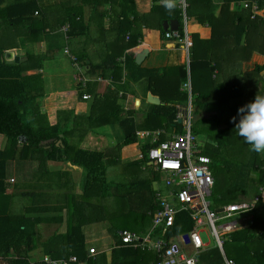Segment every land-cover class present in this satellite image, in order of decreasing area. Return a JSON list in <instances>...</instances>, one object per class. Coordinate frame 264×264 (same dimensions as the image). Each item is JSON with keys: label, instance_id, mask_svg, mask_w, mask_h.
<instances>
[{"label": "crops", "instance_id": "crops-1", "mask_svg": "<svg viewBox=\"0 0 264 264\" xmlns=\"http://www.w3.org/2000/svg\"><path fill=\"white\" fill-rule=\"evenodd\" d=\"M14 1L7 0L3 6L7 7ZM189 1L193 9H200V3L196 0ZM174 2L176 0H173ZM163 3L157 0H35L30 4L36 7L32 9L34 24L11 27L15 34V44L9 45L12 48L8 49L7 53L12 52L14 57L20 59L19 62L24 61L28 53L34 67L27 71V75L29 77L39 75L41 79L28 89L29 95L40 94L42 109L53 112L52 116L58 113L66 115L64 124L71 128L68 139L74 149L103 151L107 163H111L107 164L106 171L108 186L96 185L91 197L85 194L88 180L85 170L70 161H47L44 167L35 162L36 169L43 168V170L37 181L33 180L29 183L35 189L29 192L35 204L34 206L31 204L28 209L33 211L35 207L40 206H50L53 209L43 214L46 217H53V222L40 227V234L44 230L49 231L45 236L40 235L41 240H46L55 233H67L75 209L83 223L87 251L95 248L98 253L93 264H156L154 255L148 254L141 258L122 257L119 256L120 249L129 247H114L117 242L120 243L119 231H134L141 234L150 231L153 224L151 215L154 212L151 214L149 205L154 199L155 188L152 187L150 190L149 187L148 193L135 191V195L119 192L126 185L134 188L138 183L146 184V180L113 181L108 174L115 170L114 166L124 167L125 164L127 171L134 166H144L142 171L151 169L152 173L155 172V166L150 161L145 163L142 161L141 146L146 144L142 138L138 137V141L130 145H135L139 150L133 160L124 152L121 146L125 139L124 129L131 124L122 126L120 121L116 124L87 127V119L92 113L95 97L104 99L107 95H111V98L119 95L118 98L124 104L125 111L131 114L120 118L134 120L136 135L138 131L164 129L166 133L162 139H166L174 132L181 133L177 130V126L170 129L153 128L151 124L148 127L146 120L152 111L159 112L160 108L156 106L163 104V94L168 93L170 89H176L178 80L177 78L176 81L170 80V77L175 79L184 66L189 68L188 80L180 82V91H186L185 83L191 82L192 110L194 109L195 112L199 110L203 115H237L238 109L252 102L256 95L264 96V70L255 69L264 65V54L255 50L249 59L243 60L242 55L234 53L235 48H231L229 41L233 39L232 37L228 38L219 33L220 36L210 42L213 37L211 25L202 24L192 16L188 30L195 46L191 49L190 55H187L175 40L162 39L158 12L152 8ZM223 4L224 0H213L216 13H219ZM237 4L239 5V3L234 5L235 10H238ZM71 11L83 18V23L74 31L76 36H70L63 30L69 24L68 15ZM262 14L264 15V9ZM130 40L135 43L132 47H126ZM66 48L81 56L92 67L89 73L92 82L84 90L91 94V102L82 100L79 92L77 97L71 61L67 56L60 54V51L64 53ZM145 51L149 52L148 56L142 64H138V55ZM115 56H117L116 61L112 64L111 60ZM190 65L194 66L192 72L195 73L196 82L200 81L201 86L198 87L207 88L200 102H197V98H200L199 92L194 93V84L192 85L194 76L191 75ZM157 82H159L158 91L154 92ZM150 94L159 98L161 103L149 102ZM119 130H123L124 133L120 144L115 143V136ZM79 141L81 144L77 145ZM205 147L202 146V150ZM120 148H122L120 154L116 155V150ZM262 161H264V152L257 153L256 171L260 170L257 164ZM109 166L112 170L108 172ZM256 175L257 172L252 175L249 187L236 190L234 197L237 199L235 198L234 202L260 196L263 202L261 205L264 206V184L261 183L260 176L257 178ZM34 178L36 179V176ZM115 184L123 186L117 188ZM12 191L13 188L10 192ZM126 198L129 199V204ZM18 199L19 197L14 202L17 205ZM84 200L87 201L88 206L85 205ZM21 206L18 210L13 207L15 213L25 209L23 202ZM60 208L61 213L55 211ZM60 214L63 216L62 222H58L55 218ZM247 218L249 214L241 218L242 227L246 225ZM133 226H137L138 229L129 228ZM44 255L46 254L43 247L39 246L32 252L31 261H41ZM1 261L8 262L0 259ZM91 262L85 260L78 264H91Z\"/></svg>", "mask_w": 264, "mask_h": 264}, {"label": "trees", "instance_id": "trees-1", "mask_svg": "<svg viewBox=\"0 0 264 264\" xmlns=\"http://www.w3.org/2000/svg\"><path fill=\"white\" fill-rule=\"evenodd\" d=\"M6 1L0 0V31L6 26L21 27L30 23L34 24L32 23V21H35V18L32 17L34 15L32 9L36 7H32L30 4L35 0H15L9 3L7 7H4L3 5ZM157 1L164 2V0ZM196 1L200 3V9L195 10L192 7V3L188 0V16H195L198 22L211 25L213 37L210 42L217 39L220 36L219 33H222L228 38H233L229 41L231 48H235L233 52L240 53L243 60L249 59L255 50L264 54V17L254 16L250 8L242 10L234 9L235 3L244 1L257 3L261 9H264V0H224L219 13L215 12L213 0ZM174 4L175 7L172 10H167L164 7V3L159 6L154 5L152 8L158 12V22L163 40H167L166 33L170 31L164 29L165 21L179 20L181 24L180 32L182 35L184 34L182 12L179 5L176 2ZM82 19V16L76 12L71 11L69 13L68 22L70 28L68 35L76 36L74 31L78 25L83 23ZM226 42L228 43V41ZM134 43L135 41L130 40L126 47H132ZM10 48L12 47L0 46V137L4 136L6 138L3 145L4 148H0V259L8 261L9 264H44L42 261H31L32 252L38 249L39 246H42L44 253L52 255L54 258L77 256L78 262L89 260L93 264L97 256L89 257L88 255L83 223L75 209H73L67 233H55L42 241L38 227L42 224L53 222V217L43 215L51 212L53 209L50 206H40L35 207L36 209L31 211L28 207L31 204L34 206L35 203L31 201V204L27 205L22 199L30 197L29 191H20L14 187L15 189L10 192L13 188L12 184H16L17 182H15L14 178H11L9 181L7 180V159L16 160V158H28L29 156L36 159L40 163L38 165L41 167H44L47 161H70L72 164L83 168L88 179L85 194L90 197L96 185L108 186L106 154L103 151L83 148L74 149L70 145L68 133L71 128L66 126L63 120H57L58 117L56 120H49L48 116H52L53 112L42 109L41 101L39 100L40 94L30 96L28 93V88L23 79L28 76L27 71L34 67V64L31 62V56L26 53L27 56L24 61L10 63L6 59V53ZM76 56L79 61L86 62L81 56ZM116 57L111 60L112 64L115 63ZM86 63L90 67V73L92 67L88 62ZM36 67L39 68V66ZM193 67L191 66V75L193 74L194 76L192 85L194 84V93L199 92L200 94V98H197V102H200L201 96H203L207 88L198 87L201 85H199L200 81L196 82L195 80L197 78L195 77V73L192 72ZM255 69L256 71H262L264 70V65L257 66ZM187 77L188 71L185 66L175 79H173L174 77H170V80L174 81L177 78L179 84H177L176 89H170L168 93L163 94V104L156 106V108H160L159 112L152 111L148 115L149 117H147L148 127L150 124L153 128L161 127L166 129L177 126L176 128L179 132L183 131L179 120L176 122L179 112L176 105L181 104L185 106L187 104L188 93L180 91V82L186 80ZM158 86L159 82L155 84L154 92L158 91ZM118 97L111 98V95L105 96L104 99L95 97L91 108L92 113L87 119V127L93 128V126L116 124L120 123V121L122 126L131 124V126L124 129L125 139L121 144L123 147L136 143L138 136L136 135L134 120L129 118L121 120L120 116L131 114L125 111L124 104ZM129 112L134 113V111ZM54 116L60 115L58 113V115ZM236 116L232 115L228 119L229 132L227 133L228 136H225L227 141L225 139L222 141L223 137L221 135L223 132L215 129L213 130V139H217L219 145L214 146L212 143H207L206 147L202 150V154L210 156L213 160L212 168L216 183L212 197V206L218 211L220 207L235 201L234 195L237 189L249 187L254 171L257 172L261 183L264 184V161L257 164L260 166L258 167L260 170L256 171L255 168L257 152L250 150L251 157L249 161L243 159L236 160L239 158L227 156L229 147L232 148L231 154H233L234 146H237V142L232 139L231 130V128L234 130L235 127L232 118ZM21 137H26L27 141L23 142L20 139ZM6 148L9 149L7 152ZM150 148V143L141 146L143 153L142 161L144 163L149 161L148 152ZM214 165L221 167V170L214 169ZM12 179L14 180L12 181ZM115 185L117 188L123 186L122 184ZM17 197H19L18 200L23 202V208L25 207V209L15 213L13 206ZM153 198L149 205L151 214L157 209L155 196ZM84 203L88 206L87 201L84 200ZM261 203H263L262 199H260L254 211L249 213V218H247V223L244 227L228 235L230 242L248 245V249L255 259V262L253 261L254 264H264V206ZM55 211L61 213L62 209H56ZM34 213L38 214L35 215ZM55 218L58 222L63 221L61 214ZM151 218L153 219V215H151ZM194 226L195 222L191 219L189 213L182 211L177 214L174 226L166 230V236L172 237L192 231ZM148 254L154 255L155 260H157V256L152 252L132 248L120 249L119 256L141 258ZM234 260L236 261V259ZM78 262L74 264H78ZM200 264H225V262L217 249L213 256L209 252L202 253Z\"/></svg>", "mask_w": 264, "mask_h": 264}, {"label": "built area", "instance_id": "built-area-1", "mask_svg": "<svg viewBox=\"0 0 264 264\" xmlns=\"http://www.w3.org/2000/svg\"><path fill=\"white\" fill-rule=\"evenodd\" d=\"M182 12L184 34L178 31H168L167 40H175L180 48L190 55L194 41L188 30L189 16L188 0H176ZM243 9H251L254 16H263V9L257 3L240 2ZM70 24L64 27L68 33ZM69 57L73 70L72 74L75 90L82 100H90L91 94L84 92L92 82L89 75L90 67L79 61L78 57L69 49H64ZM184 89L189 93L187 105H177L179 110L177 121L181 120L183 132H174L162 139L166 133L164 129L138 131L137 136L150 143L148 160L155 166L157 173L163 178L155 191L157 209L153 213V224L150 231L141 234L134 231H119L120 243L114 247H129L142 251L152 252L157 256L156 264H200L199 256L207 250L201 233L209 227L211 237L217 240L218 246L223 249L224 241L221 237L240 229L241 218L254 211L260 196L233 202L218 211L212 206L215 177L213 174V160L202 154V145L198 143L193 125L192 86L187 81ZM82 93V95L80 94ZM143 156V155H142ZM14 179H12L13 181ZM186 211L195 222L192 231L177 236L167 237L166 230L173 227L177 214ZM89 257L98 255L95 248L88 250ZM44 264H74L77 256L69 258H54L50 254L43 256ZM225 264L237 262L225 256Z\"/></svg>", "mask_w": 264, "mask_h": 264}, {"label": "rangeland", "instance_id": "rangeland-1", "mask_svg": "<svg viewBox=\"0 0 264 264\" xmlns=\"http://www.w3.org/2000/svg\"><path fill=\"white\" fill-rule=\"evenodd\" d=\"M237 8L238 10H242V7H240V5L237 4ZM189 23H191V17L189 19ZM13 28L6 26L4 29H2L0 31V46H7L9 47V45H14V38H15V34L12 30ZM17 33V32H16ZM18 34V33H17ZM61 55L66 56L62 50L60 51ZM68 57V56H67ZM69 58V57H68ZM85 64H87L85 62ZM192 65V64H191ZM190 65V67H191ZM186 69L189 71V68L187 66H185ZM73 68V67H72ZM74 70L73 73L74 74ZM40 76H26L24 77L23 81L25 83V85L27 86V88L29 89L31 86H33L36 82H39ZM74 82V79H73ZM91 102V99H90ZM42 105V103H40ZM68 113V112H67ZM227 113V111H226ZM73 115V114H72ZM232 115H203L201 111H197L195 112L193 109V125H194V131L195 134L197 135L198 138V143L201 144L203 147H205V144L207 143H212L214 144V146H218V141L217 139H213L214 136V132L213 130H220V132L222 133V141L223 139H225V136H228L227 133L229 132V125H228V119L231 118ZM58 117V118H57ZM49 120H63L66 121V115H63V113L60 116H48ZM73 124V122H72ZM235 128V127H234ZM232 130V139L233 141L237 142V146H234V153L231 154V152L233 150H231L232 148L229 147L228 149V154L227 156H230L232 158H239L236 160H247L249 161V158L251 157L250 155V146L248 144H246L243 140V138H241L240 136L237 135L235 129ZM123 130H119V132H117V136H115V143H121L124 135H123ZM6 138L0 137V148H4L3 145L5 144ZM226 140V139H225ZM227 141V140H226ZM79 144H81V141L77 142ZM131 145V144H130ZM127 145V146H123L122 148L124 149L125 153L129 154L128 158H131V160H133L136 156V154H138L139 150L138 147H136L135 145ZM116 150V155H119L121 152V149ZM9 149L6 148V152ZM136 150V153H135ZM259 154V153H258ZM8 160V166L6 168V174H7V180L9 181L11 178H14L17 183L16 184H12L13 189H15L14 187H16L18 190L20 191H24V192H32L35 191L34 187L31 186L29 183L32 182L33 180L37 181L39 179V174L41 173V171L43 169H36L35 167V162H37L36 159H33L31 156H29L28 158H16V160H11V159H7ZM263 160V159H262ZM244 161V162H247ZM108 165H110L111 163H107ZM126 165H124V167L121 166H114V171L110 173V175L108 174L109 178H112L113 181H135V182H139L141 180H146V184H142V183H138L137 185H135V187L133 188V186L131 185H126L124 187H122L119 192H127V193H132L134 194L135 191L137 193H148L149 192V187L150 190H152V187L155 188L154 190L156 191V189L159 187V183L161 181V179L163 178V176L159 173H157V170L155 169V172L152 173L151 169L148 170H143L142 168L144 166H134L133 168H131V170L127 171L128 168H126ZM109 171H111V166L108 167ZM214 169L217 170H221V167L219 166H215L214 165ZM255 172H253L254 174ZM252 174V175H253ZM36 176V179L34 178ZM258 176V174L256 175V177ZM258 178V177H257ZM135 195V194H134ZM133 195V196H134ZM241 196V195H240ZM21 198V197H20ZM236 197H234L235 199ZM23 201L29 205L31 204V201L33 200L32 197H26V198H22ZM237 199V198H236ZM235 199V200H236ZM126 201L129 204V199L126 198ZM19 204H15L14 206L17 210L19 208H21V200H18ZM127 204V203H126ZM17 206V207H16ZM18 213V212H17ZM43 225V224H42ZM40 225L39 231L41 230V226ZM129 228H133L135 230L138 229L137 226H133V227H129ZM49 231H43L41 232V236L44 234V236L46 235V233H48ZM202 238L204 240V242L208 245L207 250L204 252H209L211 253V256H213L215 254V250H219V252L221 253L223 260L225 258V256H227L228 258H234L236 259V261L238 262V264H254L255 259L252 257L250 250L248 249V245L245 243H232L228 240V236H224L221 237V239L224 241V248L221 249L218 246L217 240L213 237H211L210 235V229L209 227L204 228V232L201 233ZM42 253V252H39ZM203 253V254H204ZM201 257V255L199 256V258ZM254 261V262H253ZM225 262V261H224ZM0 264H9L8 262H3L1 261Z\"/></svg>", "mask_w": 264, "mask_h": 264}, {"label": "clouds", "instance_id": "clouds-1", "mask_svg": "<svg viewBox=\"0 0 264 264\" xmlns=\"http://www.w3.org/2000/svg\"><path fill=\"white\" fill-rule=\"evenodd\" d=\"M164 7L172 10L173 0H164ZM235 131L243 138L252 151L264 152V96L256 95L255 99L240 107L237 116L233 117Z\"/></svg>", "mask_w": 264, "mask_h": 264}, {"label": "water", "instance_id": "water-1", "mask_svg": "<svg viewBox=\"0 0 264 264\" xmlns=\"http://www.w3.org/2000/svg\"><path fill=\"white\" fill-rule=\"evenodd\" d=\"M163 27L165 30L178 31L180 29V22H179V20H176V19L171 20V21H165ZM148 54H149L148 51H145L144 53L139 54L137 57V63L142 64V62L145 60V58L148 56ZM6 59L10 63L19 62V60H20L18 57L17 58L14 57V54L12 52L6 53ZM148 100H149V102H151L153 104H160L161 103L160 99L153 96L152 94L149 95ZM179 122H181V120ZM20 139L23 142L27 141L26 137H21ZM222 210L223 209H221L219 211H222Z\"/></svg>", "mask_w": 264, "mask_h": 264}]
</instances>
